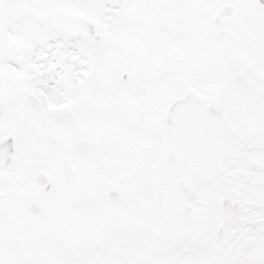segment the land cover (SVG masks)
I'll return each mask as SVG.
<instances>
[{
  "label": "snow or ice",
  "instance_id": "snow-or-ice-1",
  "mask_svg": "<svg viewBox=\"0 0 264 264\" xmlns=\"http://www.w3.org/2000/svg\"><path fill=\"white\" fill-rule=\"evenodd\" d=\"M0 264H264V0H0Z\"/></svg>",
  "mask_w": 264,
  "mask_h": 264
}]
</instances>
